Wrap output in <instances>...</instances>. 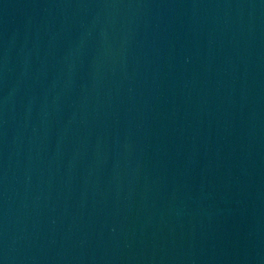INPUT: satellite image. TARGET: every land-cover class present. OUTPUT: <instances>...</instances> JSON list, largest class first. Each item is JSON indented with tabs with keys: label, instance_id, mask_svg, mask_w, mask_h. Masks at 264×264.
I'll list each match as a JSON object with an SVG mask.
<instances>
[{
	"label": "water",
	"instance_id": "water-1",
	"mask_svg": "<svg viewBox=\"0 0 264 264\" xmlns=\"http://www.w3.org/2000/svg\"><path fill=\"white\" fill-rule=\"evenodd\" d=\"M0 264H264V0H0Z\"/></svg>",
	"mask_w": 264,
	"mask_h": 264
}]
</instances>
